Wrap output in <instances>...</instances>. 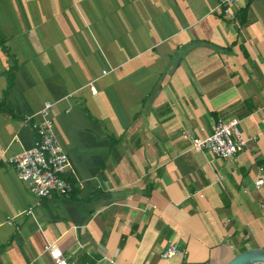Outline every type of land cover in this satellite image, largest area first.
<instances>
[{
	"label": "crops",
	"instance_id": "1",
	"mask_svg": "<svg viewBox=\"0 0 264 264\" xmlns=\"http://www.w3.org/2000/svg\"><path fill=\"white\" fill-rule=\"evenodd\" d=\"M218 3L0 0V264H56L51 242L68 264L264 248V0L234 17ZM45 101L75 187L41 198L8 159L33 145L41 118L23 119ZM234 116L250 139L229 160L181 135ZM171 243L187 257L164 260Z\"/></svg>",
	"mask_w": 264,
	"mask_h": 264
},
{
	"label": "built area",
	"instance_id": "2",
	"mask_svg": "<svg viewBox=\"0 0 264 264\" xmlns=\"http://www.w3.org/2000/svg\"><path fill=\"white\" fill-rule=\"evenodd\" d=\"M240 1L242 0H219L218 8L225 16L234 17ZM89 87L92 93L97 92L93 83ZM54 104L52 101H45L36 114L24 116L25 123L35 116L41 118V121L34 123L35 140L31 147L8 159L16 167L20 179L28 184L30 191L41 198L50 196L54 191L68 195L74 191L75 187L66 177L70 159L54 129L52 118ZM181 135L190 142L193 150L209 151L225 160H229L244 150L250 139L244 134L241 119L237 116L218 119L213 132L205 137H198L188 130H182ZM255 138L257 136L252 139ZM255 183L257 187H261L264 184V179L259 178ZM30 212L32 213V210ZM44 250L50 254L56 264H68L56 242L47 243ZM187 254V250L180 249L175 243L169 244L161 252L162 258L166 261L176 256L185 258Z\"/></svg>",
	"mask_w": 264,
	"mask_h": 264
},
{
	"label": "water",
	"instance_id": "3",
	"mask_svg": "<svg viewBox=\"0 0 264 264\" xmlns=\"http://www.w3.org/2000/svg\"><path fill=\"white\" fill-rule=\"evenodd\" d=\"M264 248L246 250L226 264H264Z\"/></svg>",
	"mask_w": 264,
	"mask_h": 264
},
{
	"label": "trees",
	"instance_id": "4",
	"mask_svg": "<svg viewBox=\"0 0 264 264\" xmlns=\"http://www.w3.org/2000/svg\"><path fill=\"white\" fill-rule=\"evenodd\" d=\"M10 80H9V86H11V84H12V77L11 78H9ZM2 107H3V105H0V109H2Z\"/></svg>",
	"mask_w": 264,
	"mask_h": 264
}]
</instances>
